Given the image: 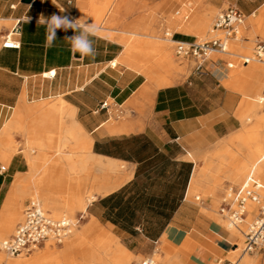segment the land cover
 Here are the masks:
<instances>
[{"label": "crops", "instance_id": "crops-1", "mask_svg": "<svg viewBox=\"0 0 264 264\" xmlns=\"http://www.w3.org/2000/svg\"><path fill=\"white\" fill-rule=\"evenodd\" d=\"M101 1L0 0V169L1 161L9 163L5 171L0 170V218L21 198L46 194L50 183H56L55 164L41 165L46 157L40 154H29L28 164L24 153L35 134L44 135L51 120L65 115L64 126H59L63 143L72 142L86 153L90 192L97 193L80 214L84 218L80 237L63 253H93L94 242L104 235L136 257L155 252L154 258L161 259L157 264H227L228 249L233 254L241 240L203 212L214 213L221 194L197 204L193 193L211 187L204 181L202 159L215 152L222 161L229 157L226 146L235 142L243 127L242 92L223 61H209L205 74L194 68L185 80L175 83L181 68L168 55L170 62L158 70L155 64L161 61L148 64L147 56L154 50L149 42L112 27L123 22L130 9L123 3L109 6ZM195 1L201 13L221 14L234 7L246 21L264 6V0ZM108 8L112 12L106 13ZM100 11L104 14L98 20ZM53 14L97 23L102 32L116 38H92L94 58L70 52L64 37L75 34L71 29L57 30L54 46L46 47L45 28L37 21L41 15ZM209 20L175 30L177 41L192 43L197 41L194 35L205 40ZM18 21L21 32L14 39L19 48H3L2 41ZM12 23L11 29L4 26ZM125 41L130 43L128 48ZM119 63L129 71L117 69ZM74 129L81 131L77 138ZM85 138L87 149L82 145ZM14 143L20 146L18 151ZM32 143L39 153H49L42 151L41 142ZM231 157L234 162L235 155ZM242 164H234L233 169ZM77 165L74 160L70 170L77 171ZM29 177L34 191L20 192L21 182ZM230 179L238 181L241 176L233 174ZM231 237L238 240L232 246ZM76 259L89 264L82 257ZM69 260L65 259L67 264Z\"/></svg>", "mask_w": 264, "mask_h": 264}, {"label": "rangeland", "instance_id": "rangeland-1", "mask_svg": "<svg viewBox=\"0 0 264 264\" xmlns=\"http://www.w3.org/2000/svg\"><path fill=\"white\" fill-rule=\"evenodd\" d=\"M101 3H107L109 6L123 3L125 5L123 8L126 9V7H128L130 9V14L124 17L123 22L113 23L112 27L118 28L116 30L139 34L143 40L149 42V46L156 50V52H154V50L151 52V55L154 57L153 62H160V59L165 60L167 52L171 51L174 54V58H171L170 60L172 61V64L175 63L179 66V68H181L175 83L185 80L195 68V63L193 60H183L176 57V44L172 45V41L168 42L170 38H167L165 33L169 32L173 35L175 30H184L191 24H200L204 19L206 20L207 17H210V20L207 23V30L210 32L212 30V32H214V21L220 13V11H216L214 13H201L195 0H102ZM263 11L264 6L256 13L254 19L251 18V20L254 23L258 22ZM103 12L104 11L98 12V20L103 18ZM105 12L110 13L112 10L108 8ZM107 17H109V14ZM13 25L14 24L12 23L4 26L11 29ZM214 33L215 36L211 38L207 37L206 40H199L197 35L194 36L197 37L196 40L198 42L210 41L216 37L222 36V33L220 32ZM174 40L177 41L176 33ZM3 42L4 40L1 45H3ZM261 42H264V26L259 29L257 25H249L248 21H246L245 25L241 28L239 40L230 42L229 52L233 55L228 56L215 54L211 58L212 62H224L225 67L230 72L231 79L236 81L240 91L242 92L243 100L240 105V111L244 109V115L241 119L243 127L240 133L245 136L244 139L253 133V128L256 124V119L253 118V113L255 114L257 112V110L254 109L256 105L258 107L259 116L264 117V103L259 104L262 100H264V68L257 62H251L248 67H244L241 57H252L255 47ZM163 64H155L156 69L159 70ZM228 64L233 65V68H228ZM117 69L129 71V67L122 63L117 65ZM251 73H253V75H251ZM254 76L256 77L254 78ZM49 102H54V100ZM243 102H245V107L243 106ZM57 118V120H51L49 122L50 129H47L44 132V135L35 134V136L28 143V152L24 153L28 164L29 154H34V156H37L38 154L45 156L46 159L41 161V165L50 162L55 164L56 174L53 179H55L56 183L52 185V183L49 182L51 184L49 186L50 191L46 192V194L37 196L27 195L26 197L21 198L22 201L19 204L10 206L6 215L3 218H0V239H7L13 235L17 225L23 219L25 205L31 200L36 199L40 201L44 209L50 212L53 216V211L58 208L53 206L54 203L52 202H58L60 204V211L63 213L66 212V214L56 218L67 217L74 220L77 219L82 212H84V209L81 207L82 202L79 203V201H84L83 203H85L87 199L92 196V194L95 195L97 193L90 192V190H92L91 170L85 157L86 153L81 151L80 148L78 149V147H76L72 142L63 143L65 138H62V131H59V126H64L65 115H59ZM246 118L250 119L243 122ZM34 140L41 142L43 144L40 147L42 151H49V153H39V151L35 149V144L32 143ZM245 144V150L241 151L238 148V144L231 140L225 149L229 151V157H226L225 161H222V159L217 156L218 152L207 154L202 159L204 162L203 172L206 173L204 181L208 187H211L207 191L197 190L193 193V196L194 202L200 204L202 201L209 202L211 199H216V193L221 194L215 201L214 213H210L206 210H203V212L209 217L215 219L224 231L229 234L231 232L233 236H236L241 240L239 248H237L233 254L231 252L232 248L230 247L228 249L227 260L232 262L239 261V264H246L247 261L250 263L251 260H253L254 264H264V249L253 254L242 253L245 241L244 235L247 231L248 224L251 221L242 224L238 229L233 231L228 229V222L218 214L222 198L226 191L231 187H239L254 167L256 168V171L258 170V163L255 160H253L255 161L254 163H251L253 156L256 155L255 152L258 149L257 145L252 142H246ZM14 145L16 147L15 150L18 151L20 146L15 143ZM31 149L34 151L31 152ZM232 155H235L236 157L234 162V158L231 157ZM74 160L78 164L77 171L75 172L69 168L70 165L73 164ZM241 161H243V164L236 167L234 170L233 165ZM1 162L3 167L8 168V162ZM223 162L225 163L223 164ZM229 162L232 163L229 164ZM81 167H83V169ZM79 168L81 169L78 170ZM233 174L240 175L241 179L238 181L230 179V176ZM40 175L41 174H39V176ZM258 175L261 178H264V174L258 173ZM43 180L46 181L47 176L43 177ZM20 185V192L25 193L30 190L34 191L33 182L30 177L27 181L21 182ZM197 197L200 198V201H196ZM80 231L81 225L78 229H75L73 234L66 239L62 245L58 246L54 243H47L45 246L40 247L28 256L23 255L11 258L4 253H0V263L10 264V262L14 260L24 259L26 262L25 264H67L65 259H70L69 264H80L76 258L82 257L83 259H87L88 262H86L89 264H115L116 258L114 257V254L117 244L115 241L108 239L104 235H100L94 242L95 252L93 253H91V251H84L83 254L79 255H75L73 251H69L67 254L63 253L62 249L69 248L75 243L76 238L80 237ZM237 238H230L231 246L238 242ZM45 251H48L51 254L47 257H36V254ZM160 252L165 253V250H160ZM130 254L131 259H129V264H140L144 259V256L136 257L134 254ZM90 260L94 262L92 263ZM155 260L158 263L161 262V259L159 258H155Z\"/></svg>", "mask_w": 264, "mask_h": 264}, {"label": "built area", "instance_id": "built-area-1", "mask_svg": "<svg viewBox=\"0 0 264 264\" xmlns=\"http://www.w3.org/2000/svg\"><path fill=\"white\" fill-rule=\"evenodd\" d=\"M245 22L246 16L239 9L229 8L219 14L214 21L213 29L222 33L221 37L205 42L176 41V57L193 60L196 72L200 75L205 74V64L211 61L213 55H233L229 52L230 42L239 40L241 28ZM20 32V21H18L5 36L3 48L18 49L20 45L14 37ZM165 36L172 40L175 39V34L171 35L169 32H166ZM241 60L244 67L251 62H257L264 68V42L257 44L252 57H241ZM227 66L233 68L231 64ZM5 169L2 167L0 170L5 171ZM250 207H254L255 210L249 212ZM218 214L228 222L230 227L235 229L244 224L251 215L253 220L244 235L242 253L253 254L264 249V178L258 175L255 167L239 187H231L226 191ZM83 220V216L74 220L67 217L56 218L44 209L40 201L31 200L25 205L23 219L17 225L13 235L7 239H0V253L16 258L23 255L28 256L47 243L60 246L73 234L75 229L80 227ZM154 254L155 252L144 257L140 264H157ZM227 264L239 263L228 260Z\"/></svg>", "mask_w": 264, "mask_h": 264}, {"label": "bare ground", "instance_id": "bare-ground-1", "mask_svg": "<svg viewBox=\"0 0 264 264\" xmlns=\"http://www.w3.org/2000/svg\"><path fill=\"white\" fill-rule=\"evenodd\" d=\"M255 17V16H254ZM252 18V17H251ZM251 18H247V21H248V23H251ZM254 23V22H253ZM255 25H257L258 27H259V29H261L263 26H264V11L262 12V15H261V18H260V20L258 21V22H256L255 23ZM100 36H103V37H108V38H110V39H115L116 38V36L115 35H110V34H106V33H104V32H101L100 33ZM213 36H215V33L214 32H210L209 33V35H208V38H211V37H213ZM206 40V39H205ZM124 45L126 46V48H128V46L130 45V43L129 42H127V41H125L124 42ZM148 45H149V43H148ZM167 55H168V58L169 59H171V58H174V54L170 51V52H167ZM153 59H154V57H153V55H148L147 56V60H149L148 61V64H152L153 65ZM160 61H161V63L163 64V63H168V62H170L168 59H165V60H161L160 59ZM251 75H253V73H251ZM256 76H254V78H255ZM264 103V100H262L259 104H263ZM65 109H66V113H68V115H69V117H72V113L70 112V108L69 107H67V106H65ZM255 110H257V112L254 114L253 113V118H255L256 119V124H255V126H254V128H253V133L251 134V135H248L247 137H246V139H244L245 138V136L244 135H242V133H240V134H238V136H237V138H236V140H235V142L238 144V148L242 151V150H245V143L247 142V143H250V142H252V143H256V145H257V150H256V155L255 156H253V159L252 160H255L257 163H258V173L259 174H264V161H263V158H264V117H260L259 116V113H258V107H257V105L255 106V108H254ZM250 118H246L245 120H244V122L245 121H248ZM80 134H81V131H80V129H74L73 131H72V135L74 136V138H77V136H80ZM246 135H247V133H246ZM83 136V135H82ZM83 140V139H82ZM246 140V141H245ZM83 144L82 145H84L83 147H85L86 149L89 147L88 146V140L85 138V140L82 142ZM30 155H32V154H30ZM72 171H74V169L72 168ZM94 199V196L92 195L91 197H89L88 199H87V201L85 202V203H81V207L84 209V211H85V208H86V206H87V204L88 203H90L92 200ZM52 203H54L53 204V206H55L56 208H58V209H56V210H54L53 211V214H54V216L55 217H59V216H62L63 214H66V212L65 213H63L62 211H60V209H59V203L57 202H52ZM51 207V206H50ZM255 209H254V207H250L249 208V212H253ZM68 213H70V212H68ZM68 215H70V214H68ZM68 215H65V216H68ZM252 220H253V217L250 215L249 217H248V219L245 221V223H247V222H249V221H251L252 222ZM250 222V223H251ZM249 223V224H250ZM248 224V225H249ZM228 227V229L229 230H236L235 228H232V227H230L229 225L227 226ZM238 229V228H237ZM247 232V231H246ZM117 244V243H116ZM51 253L50 252H48V251H45V252H42V253H39V254H36V257H42V256H49ZM131 254L130 253H128L127 251H125V250H123L120 246H119V244H117L116 245V250H115V254H114V257L116 258V262H115V264H129V259H131V256H130ZM155 258H159L160 259V257L159 256H156ZM26 262H25V260L24 259H17V260H14V261H12V262H10V264H25ZM157 263V262H156ZM239 263V262H238ZM249 262L247 261L246 262V264H248Z\"/></svg>", "mask_w": 264, "mask_h": 264}, {"label": "clouds", "instance_id": "clouds-1", "mask_svg": "<svg viewBox=\"0 0 264 264\" xmlns=\"http://www.w3.org/2000/svg\"><path fill=\"white\" fill-rule=\"evenodd\" d=\"M37 24L45 28V46L52 47L57 40V30L67 32L71 29L75 34L65 36L68 42L69 50L73 55L79 54L81 57L94 58L96 50L93 46V39L102 32L101 25L97 23H87L86 20L72 19L66 15L53 14L50 17L43 15L37 21Z\"/></svg>", "mask_w": 264, "mask_h": 264}, {"label": "water", "instance_id": "water-1", "mask_svg": "<svg viewBox=\"0 0 264 264\" xmlns=\"http://www.w3.org/2000/svg\"><path fill=\"white\" fill-rule=\"evenodd\" d=\"M24 2H25V3H30L31 0H24ZM76 57H80V55H79V54H76Z\"/></svg>", "mask_w": 264, "mask_h": 264}]
</instances>
